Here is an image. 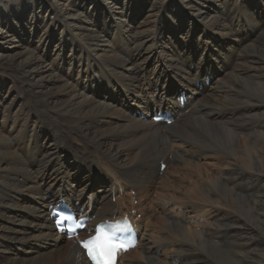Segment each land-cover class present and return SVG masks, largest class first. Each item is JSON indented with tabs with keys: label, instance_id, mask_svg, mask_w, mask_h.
I'll return each mask as SVG.
<instances>
[{
	"label": "bare ground",
	"instance_id": "bare-ground-1",
	"mask_svg": "<svg viewBox=\"0 0 264 264\" xmlns=\"http://www.w3.org/2000/svg\"><path fill=\"white\" fill-rule=\"evenodd\" d=\"M245 84L264 90V0H0V264H90L93 234L54 230L59 200L135 222L120 264H264Z\"/></svg>",
	"mask_w": 264,
	"mask_h": 264
},
{
	"label": "snow or ice",
	"instance_id": "snow-or-ice-1",
	"mask_svg": "<svg viewBox=\"0 0 264 264\" xmlns=\"http://www.w3.org/2000/svg\"><path fill=\"white\" fill-rule=\"evenodd\" d=\"M115 227L119 229L120 226L116 225ZM83 247L95 264H115L117 251L123 249L121 244L114 242V236L104 232H101L94 239L84 242Z\"/></svg>",
	"mask_w": 264,
	"mask_h": 264
},
{
	"label": "rangeland",
	"instance_id": "rangeland-1",
	"mask_svg": "<svg viewBox=\"0 0 264 264\" xmlns=\"http://www.w3.org/2000/svg\"><path fill=\"white\" fill-rule=\"evenodd\" d=\"M250 39H251V37H250ZM232 71V69L231 70H229L228 72H231ZM210 89H213L214 88V84L210 87V85L208 86ZM244 92H243V97H244V100H246V101H250V100H258V101H264V90H261L260 91V89H257L256 87H254L253 85H251V84H245L244 85ZM201 97H204V95L202 96V95H200ZM252 98V99H251ZM249 99V100H248ZM177 144H178V142H177ZM132 155V154H131ZM196 161V160H195ZM204 163V162H203ZM206 163H207V161L204 163V165L206 166ZM166 166H169L168 165V163L166 162V163H164ZM170 167V166H169ZM173 171L174 170H171V171H169L170 172V174H171V172H172V174H173ZM165 172V170L164 171H161V173H160V175L162 176V174ZM193 172H194V170H193ZM195 173V172H194ZM194 173H192V172H189V174L191 175V178L193 179V180H196L197 178L195 177V174ZM95 191L97 190V188H95L94 189ZM133 194H131V196H134V197H136V194H135V192H132ZM116 201V199L114 198L113 199V202H115ZM141 215H139V217H140ZM72 244V241L71 240H69V241H67L65 244H64V246H68V245H71ZM216 258H218V259H216ZM212 259L215 261V262H217L218 264H226L227 263V261H226V258L225 257H223V256H221V255H213L212 256ZM217 260V261H216ZM220 260V261H219Z\"/></svg>",
	"mask_w": 264,
	"mask_h": 264
}]
</instances>
